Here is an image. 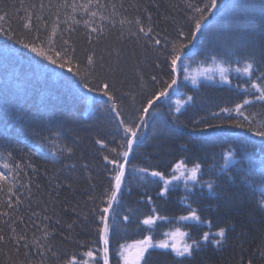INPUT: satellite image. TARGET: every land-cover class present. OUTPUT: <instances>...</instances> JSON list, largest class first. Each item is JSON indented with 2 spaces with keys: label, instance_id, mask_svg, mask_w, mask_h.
I'll return each mask as SVG.
<instances>
[{
  "label": "trees",
  "instance_id": "1",
  "mask_svg": "<svg viewBox=\"0 0 264 264\" xmlns=\"http://www.w3.org/2000/svg\"><path fill=\"white\" fill-rule=\"evenodd\" d=\"M64 2L23 0L21 7V0H0V14L7 13L8 17L0 25L9 32H0V171H7L3 164L8 162L11 174L17 177L15 191L22 201L17 215L23 217V223L17 221L14 225L17 232H27L31 240L32 234L39 237V229L46 225L50 233L47 248L51 249L16 245L11 229L4 223L8 218L0 216L7 240L0 242V264H64L73 256L79 262L87 259L82 255L85 251L102 249L98 208L114 174L113 166L104 157L112 158L110 149L123 142V129L107 97L89 92L80 77L24 47L34 42L35 36V32L23 27L24 17L31 15L41 41L50 35L53 22L59 19L57 50L74 47L82 66L92 55L95 73L91 86L99 81L114 84L112 94L122 115L136 119L152 92L171 79L168 57L172 45L193 34L190 17L198 15L186 7L187 0H99L103 5L99 9L93 0V10L104 15L105 20L101 21L99 15L90 17L79 8L74 13L77 20L94 21L92 26L97 31L92 32L83 23L72 24L71 7H59ZM73 2L79 5L88 0H67L69 5ZM191 2L203 7L210 0ZM207 12L211 15L203 21L201 32L195 33L196 40L187 41L177 85L167 99L149 109L148 127L142 128L143 142L133 146L126 182L119 203L113 206L114 216L109 219V264H123L118 255L122 244L148 235L154 242L159 241L176 228L188 232V242L198 241L200 247L191 257L150 249L145 254L147 264H264V211L258 207V186L264 181V138L254 135L259 121H264V102L255 100L258 93L251 88L253 82H258L255 76L264 74V0H216L215 13L211 8ZM41 15L47 30L40 28L37 17ZM136 18L145 27L151 23L153 33L161 39L160 45L149 42L143 34L138 38L135 23H119L121 19ZM181 30L183 35H179ZM247 62L254 63L253 77L236 71ZM214 64L234 72L229 84L205 79L192 82L193 71ZM244 99L253 100L242 109L251 125L235 112L222 111L234 109ZM236 122L245 126L236 127ZM57 132L58 138L54 135ZM65 145L72 154L57 152L53 157L52 151ZM227 150H233L238 159L223 168L222 154ZM181 160L188 168L201 165L198 179L192 185L174 184L165 192L164 181L151 172L159 171L170 178ZM209 180L220 185L222 191L210 192L204 186ZM245 181L257 186L255 194L249 193ZM9 196L0 192V211H8L4 202ZM11 199L15 205V196ZM193 209L200 215V222L180 219ZM148 215L166 219L158 220L149 229L142 223ZM220 228L226 229V238L218 246L213 234ZM205 232L209 233L208 241L202 239ZM97 260L103 264L99 253Z\"/></svg>",
  "mask_w": 264,
  "mask_h": 264
},
{
  "label": "snow or ice",
  "instance_id": "2",
  "mask_svg": "<svg viewBox=\"0 0 264 264\" xmlns=\"http://www.w3.org/2000/svg\"><path fill=\"white\" fill-rule=\"evenodd\" d=\"M21 7H23V0H21ZM39 7L43 9L44 5L40 4ZM59 7L69 8L71 7L73 15L71 16L72 24H80L83 23L86 28H91L92 32H96L97 28L93 27L94 21L90 19H84L83 21L77 20L75 18L74 13L76 10L82 9L86 14L90 17H97L99 15L98 11L93 10V0H88L86 4H76L72 3L69 5L67 0ZM103 5L100 4L99 0H95V8H102ZM123 7V5H121ZM186 7L190 8L193 13L198 15H192L190 19L194 25L193 34L186 37L184 42L181 43H173L170 55L168 60L170 61V72L171 79L167 81H163L161 86L152 92V94L146 99V101L141 105L138 110V115L136 119H125L122 115V112L119 110V105L116 102V97L112 94L115 89V85L108 81H99L95 84V86H91V77L95 73V61L92 55L87 57L86 65L82 66L79 61L75 57V48L74 47H63L59 50L56 48V37L59 29V19L53 22L50 35L45 37L44 41H41V36L39 33V29L35 28L32 23L31 15L24 17L26 22L23 24L25 29H29L35 32L34 42L25 43L24 47L29 48L32 52L36 53L38 56L44 57V59L49 60L52 64L57 65L61 69H66L68 72L72 73L74 76L80 77L83 81V87L86 88L89 92H98L102 94L104 97H107L108 101H111V110L115 112V118L119 122V126L123 129V142L118 145V147L111 148L110 151L113 153V157L109 158L105 156L104 159L107 161L109 165H112L113 175L111 176V186L110 188L105 190L104 197L100 200V207L98 208V220H99V240L102 241L103 247L102 249H89L85 251L82 255L87 259H81L79 262L76 257L73 256L71 259L65 260L64 264H99L97 260V253L100 254V257L103 261V264H109V243H110V233L112 231V226L109 223L110 216H114L113 205L119 203L118 197L121 195L122 186L126 182V169L129 163V157L133 154L134 145H139L143 142L142 128L146 129L148 127V113L149 109L153 107V105H157V101L162 99H167L169 97V92L173 90L174 86L177 85L180 78V61L181 57L184 55V49L189 46L188 40H196L195 33H200L201 28L203 27V21L207 18V15H211V12L206 13V9H215L216 8V0H210L208 4H205L203 7L197 4H193L191 0H187ZM115 14L114 6H113V15ZM7 13L0 14V21H4L7 19ZM101 21L105 20L106 17L104 15H99ZM151 15L148 16V20L151 21ZM40 28L45 30L48 29V24L44 21V17L41 15L37 17ZM112 23L111 20H109ZM67 23V21H64ZM121 25L126 23H135L137 32L136 35L139 38L140 34H143V37L149 42H154L156 45L161 44V39L156 37L153 33V28L151 23L145 27V25L141 22L139 18H136L134 21H127L121 19L119 21ZM74 30V29H73ZM102 32L103 29H100ZM0 32H3L5 35H9V32L5 31L3 26L0 25ZM179 35H183V31L181 30ZM10 38H13L10 36ZM65 45L68 44L67 40L63 41ZM168 45L165 44V47ZM47 47V51L45 50ZM264 62V61H262ZM254 63L247 62L245 63L243 68H236L237 72H243L245 75L249 77L254 76L253 72ZM228 71L227 68L221 69L222 78L224 73ZM153 81L157 80L156 76L152 77ZM255 80L258 82H253L251 84V88L255 90L258 95L255 96L256 101L264 102V74L256 75ZM192 82L197 83L196 79L193 78ZM192 97H188V100H191ZM179 103V102H177ZM187 103V101H185ZM253 104L252 99H244L242 104H238L234 109L224 108L223 112L231 114L235 112L238 116L244 117V120L251 125L252 121H249V118L244 115L242 109L245 105ZM158 106V105H157ZM215 115V114H214ZM260 127L254 131L255 136H259L264 138V121H259ZM211 127H216L217 125H210ZM236 127L243 128L245 125L240 122H236ZM249 131H253L252 127L249 126ZM57 138L59 137V133L54 134ZM52 143H56L55 140L51 141ZM100 143L102 147H106L102 141H97ZM52 151V149H49ZM59 153H66L68 155L72 154V149L65 145L64 147L57 146L56 151H52L53 157ZM38 155H42V153H38ZM224 158V164L221 166L223 168L228 167V163L233 160H237L238 158L235 156L233 150H227L225 154H222ZM47 158V157H45ZM8 159H11V153L8 154ZM31 167V165H29ZM16 168L19 169L20 166L16 165ZM3 169L7 171H0V192H7L10 194L9 198L4 202V206L8 209V211H0V216L7 217L8 219L4 221V223L11 229V239L15 242L16 245L22 246L24 249H29L30 245L36 246L38 249L47 248V241L49 240L50 233L47 229L46 225H43L39 230L41 232L40 236L37 237L35 233L32 234L31 240H29L27 232L18 233L16 227L14 226L17 221L23 223V217L17 215L18 208L17 206L22 203L20 196L17 195L16 189V179L17 177L12 173V166L10 163L5 162L3 164ZM33 171L36 169L33 168ZM140 172H147V169H139ZM201 171V165L199 163L194 164L190 169L187 168L185 162L181 160L176 163L175 168L173 169V175L168 178L165 177L159 171H152L151 175L153 177H159L164 181V191H168V185L172 184L173 181L179 180L181 178L191 179L192 181H197L198 174ZM178 173V174H177ZM11 174V175H10ZM226 175H230L226 173ZM248 184V191L250 194H255L256 185ZM208 190L212 193H217V190L221 189V186L216 184L215 181H206L205 185ZM22 187H26L23 186ZM260 191V199L258 200V207L264 211V181L258 186ZM15 196L16 203L15 205L12 202L11 197ZM154 211V210H153ZM33 215H38L37 213H33ZM125 220L128 219L127 216L124 217ZM166 219V217H161L159 215H148L143 219L142 223L148 226L151 229L158 220ZM181 220L183 221H196L200 222V215L196 210H190L189 215L181 216ZM166 239H162L159 241H153L151 235H148L144 239L135 241L131 244H122L118 250V255L122 260L123 264H141L142 261L147 264L145 260V254L149 251V249L159 248L168 250L170 249L175 253L177 257H191L193 255V251L195 248H199V242L193 241L192 243H188L187 238L189 237V233L186 231H182L180 228H176L174 231L165 233ZM226 238V229L220 228L217 232L213 234V242L216 245H221L222 241ZM202 239L204 241L209 240V233L205 232L203 234ZM21 241L23 244L21 245ZM0 242L7 243L5 236L3 235V228L0 227ZM47 250H51L47 248ZM19 251V248L16 249ZM27 256L28 253L26 252ZM20 264H24V262H20ZM30 264V262H28ZM41 264L43 262L41 261ZM251 264V262H249Z\"/></svg>",
  "mask_w": 264,
  "mask_h": 264
},
{
  "label": "rangeland",
  "instance_id": "3",
  "mask_svg": "<svg viewBox=\"0 0 264 264\" xmlns=\"http://www.w3.org/2000/svg\"><path fill=\"white\" fill-rule=\"evenodd\" d=\"M222 68H224L223 65H221V64H214V65H212L210 67H206V68H202V69L193 71L192 72V75H193V77L195 79H199V80H202V79L211 80V81L217 80V81L220 82L219 84H229V82H230V74H233L234 72L231 73L232 70L229 69V68H227L228 71L226 73H224V76L226 77V79H225V78H222V75H221V69ZM240 73L244 75L243 72H240ZM188 169H190V168H188ZM195 182L192 181L191 179L181 178L179 180L173 181V183L170 184V185H168V187L169 186H172L174 184L192 185V184H195ZM191 222H194V221H191ZM166 238L167 237H165V239ZM156 249H159V248H156ZM168 250H170V249H168Z\"/></svg>",
  "mask_w": 264,
  "mask_h": 264
},
{
  "label": "water",
  "instance_id": "4",
  "mask_svg": "<svg viewBox=\"0 0 264 264\" xmlns=\"http://www.w3.org/2000/svg\"><path fill=\"white\" fill-rule=\"evenodd\" d=\"M215 11H216V8L214 9V13H215ZM192 51H193V49H192ZM184 57H181V60L183 59ZM130 158V157H129ZM114 206V205H113Z\"/></svg>",
  "mask_w": 264,
  "mask_h": 264
}]
</instances>
